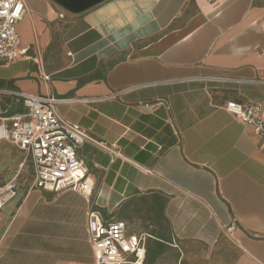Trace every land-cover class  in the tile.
Returning <instances> with one entry per match:
<instances>
[{
    "label": "crops",
    "instance_id": "crops-1",
    "mask_svg": "<svg viewBox=\"0 0 264 264\" xmlns=\"http://www.w3.org/2000/svg\"><path fill=\"white\" fill-rule=\"evenodd\" d=\"M25 1L28 54L0 66V116L25 111L21 93L69 100L58 114L119 155L80 148L90 197L19 194L2 213L0 264H96L91 210L180 264L198 249L264 264V146L225 108L264 107V0H105L81 13Z\"/></svg>",
    "mask_w": 264,
    "mask_h": 264
},
{
    "label": "built area",
    "instance_id": "built-area-1",
    "mask_svg": "<svg viewBox=\"0 0 264 264\" xmlns=\"http://www.w3.org/2000/svg\"><path fill=\"white\" fill-rule=\"evenodd\" d=\"M27 13L25 0H0V66H9L27 58L21 50L17 26ZM47 79V78H46ZM25 111L10 118L0 116V139L7 140L25 154L33 171L31 189L52 193L73 190L90 197L93 184L80 148L93 141L114 158L119 153L113 147L94 141L79 125L61 117L57 106L69 100L55 97L19 94ZM117 95H113V98ZM226 110L253 128L254 135L264 146V107L255 103L230 101ZM19 196L16 180L0 184V221L4 210ZM89 241L96 264H145L146 237L128 236L123 223H105L102 214H88Z\"/></svg>",
    "mask_w": 264,
    "mask_h": 264
},
{
    "label": "rangeland",
    "instance_id": "rangeland-1",
    "mask_svg": "<svg viewBox=\"0 0 264 264\" xmlns=\"http://www.w3.org/2000/svg\"><path fill=\"white\" fill-rule=\"evenodd\" d=\"M11 180H16L19 194L28 192L34 181L30 162L26 160L24 153L15 149L8 141H3L0 142V184ZM4 225V222L0 223V234ZM154 245L153 241L147 242V264H180L178 252L170 246H166L164 253L157 258L155 263H152ZM194 255L195 258L192 259L194 264H219L218 262L222 260L217 256L207 257L206 255H210V252L205 249L194 250Z\"/></svg>",
    "mask_w": 264,
    "mask_h": 264
},
{
    "label": "water",
    "instance_id": "water-1",
    "mask_svg": "<svg viewBox=\"0 0 264 264\" xmlns=\"http://www.w3.org/2000/svg\"><path fill=\"white\" fill-rule=\"evenodd\" d=\"M105 0H58L59 4L72 13H81Z\"/></svg>",
    "mask_w": 264,
    "mask_h": 264
},
{
    "label": "trees",
    "instance_id": "trees-1",
    "mask_svg": "<svg viewBox=\"0 0 264 264\" xmlns=\"http://www.w3.org/2000/svg\"><path fill=\"white\" fill-rule=\"evenodd\" d=\"M154 254L152 255L153 256V261L152 263H155L157 261V258L164 253L165 251V248H166V244L165 243H161V242H156L155 245H154ZM146 261H147V258H146ZM147 264V262L145 263Z\"/></svg>",
    "mask_w": 264,
    "mask_h": 264
},
{
    "label": "bare ground",
    "instance_id": "bare-ground-1",
    "mask_svg": "<svg viewBox=\"0 0 264 264\" xmlns=\"http://www.w3.org/2000/svg\"><path fill=\"white\" fill-rule=\"evenodd\" d=\"M2 136V130H0V137Z\"/></svg>",
    "mask_w": 264,
    "mask_h": 264
}]
</instances>
